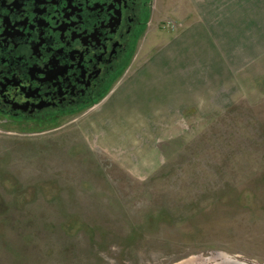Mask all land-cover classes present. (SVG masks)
Returning <instances> with one entry per match:
<instances>
[{
    "label": "rangeland",
    "instance_id": "obj_1",
    "mask_svg": "<svg viewBox=\"0 0 264 264\" xmlns=\"http://www.w3.org/2000/svg\"><path fill=\"white\" fill-rule=\"evenodd\" d=\"M187 37L160 117L104 115ZM0 264H264V0H155L102 99L0 121Z\"/></svg>",
    "mask_w": 264,
    "mask_h": 264
},
{
    "label": "flooded vegetation",
    "instance_id": "obj_2",
    "mask_svg": "<svg viewBox=\"0 0 264 264\" xmlns=\"http://www.w3.org/2000/svg\"><path fill=\"white\" fill-rule=\"evenodd\" d=\"M155 0H0V121L68 122L127 69Z\"/></svg>",
    "mask_w": 264,
    "mask_h": 264
},
{
    "label": "crops",
    "instance_id": "obj_3",
    "mask_svg": "<svg viewBox=\"0 0 264 264\" xmlns=\"http://www.w3.org/2000/svg\"><path fill=\"white\" fill-rule=\"evenodd\" d=\"M190 42L191 38L188 39V37L181 42H175L174 45L170 46V50H166L164 54L160 55L159 60L149 62L143 68V72H140L125 90L110 98L112 100L111 105L107 107L104 115L120 116L124 113L128 114L132 110L134 114L133 122L129 119L125 120L132 126L149 122L148 115L145 112L151 113L153 110L156 113L155 115L160 117L161 107H164L163 102L166 101L168 95V86L173 84L175 77H178L179 64L183 61L184 53L181 54L180 52H188V55H190ZM150 113L148 114L150 115ZM120 129L126 130L124 126ZM106 139L108 141L112 140L110 137Z\"/></svg>",
    "mask_w": 264,
    "mask_h": 264
}]
</instances>
